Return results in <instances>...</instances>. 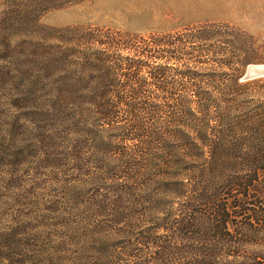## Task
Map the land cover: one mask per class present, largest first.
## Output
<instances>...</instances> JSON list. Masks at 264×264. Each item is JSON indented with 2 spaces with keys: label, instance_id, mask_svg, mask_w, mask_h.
I'll list each match as a JSON object with an SVG mask.
<instances>
[{
  "label": "rangeland",
  "instance_id": "374dc122",
  "mask_svg": "<svg viewBox=\"0 0 264 264\" xmlns=\"http://www.w3.org/2000/svg\"><path fill=\"white\" fill-rule=\"evenodd\" d=\"M141 37L161 40L160 81L148 84L139 75L137 83L122 63L127 44ZM262 64L264 0H0V256L21 246L31 253L38 241L50 249L49 238L84 237L86 228L71 223L82 210L87 220L96 215L108 169L141 167L119 148L103 160L69 132L75 127L65 112L70 101L79 97L72 113L91 127L96 117L86 109L102 102L99 87H114L108 101L124 103L114 113L115 127L139 118L135 128L144 135L116 143L142 151L149 129L160 133L166 120L190 107L211 126L218 111L235 116L244 147L210 174L212 201L192 202L202 209L197 219L184 218L179 201L159 203L175 211L172 219L169 212L141 215L143 206L126 221L91 219L100 223L87 236L96 244H65L79 248L78 255L64 253L67 260L58 263L264 264V76L246 77L251 65ZM105 129L102 137L112 141L115 131ZM221 202L231 206L227 215ZM157 223L172 227L149 229ZM9 261L0 257V264Z\"/></svg>",
  "mask_w": 264,
  "mask_h": 264
},
{
  "label": "trees",
  "instance_id": "16d2710c",
  "mask_svg": "<svg viewBox=\"0 0 264 264\" xmlns=\"http://www.w3.org/2000/svg\"><path fill=\"white\" fill-rule=\"evenodd\" d=\"M159 42L161 40L156 37H141L140 40H133L127 44L129 54L123 57L122 63L126 65L125 69L132 70L128 75L133 78V81L137 82L139 75L143 76V81L148 84L150 80L160 81L162 65L158 63V60L162 59L163 51L159 47ZM97 54L100 62L106 60L103 53L99 51ZM151 61L155 62L156 65L151 66ZM139 81L141 80L139 79ZM99 88L102 90V102L97 106L95 103H91L93 107H96L93 111L90 108L86 109V113L94 114L96 123L94 119V124L91 127H85L84 119H81V116L76 119L73 115L72 111L77 114V108L80 104L79 97L76 96L70 101V108L65 110L66 113L69 111L68 115L71 117L69 120L75 125L74 128L69 129V132H75L80 139L89 143L97 153H100L103 160L107 158L108 152L116 151L119 148V150L125 151L129 160L138 158L141 167H126L121 163H114V166L108 169L109 177L104 175L102 178L109 180V183H105L101 189L105 201H102L96 209V215L87 220L81 216L82 210L75 215L76 218L71 223V227L77 223V225L86 228L87 232L84 237L75 236L59 243L56 242V239L49 238L53 245H50V249L47 250L42 248L41 241H38V245L31 243L33 248L37 247L31 253L21 248L22 246L19 250L3 251L0 257L9 259L8 264H59L58 262H65L67 258L64 253L77 254L79 249H63L65 244H96V239L89 240L87 236H92L93 233L97 232L96 228L100 226V223L98 221L92 223L91 219L111 217L112 220L122 219L126 221L135 214V206H143L141 211L144 213L141 215L169 212L168 218L172 219L175 211H163L159 207V203L179 201L182 203L179 211L185 214L184 218L195 220L197 219L196 214L201 213L200 210L202 209L192 206V202L198 196L202 198L203 204H207L209 200L212 201V196H209L206 191L210 174L216 169H221L229 156L238 157V151L244 147L242 127L235 121V116L230 117L231 115H226L224 111H218V121L211 126L208 119L198 117V112L190 107L183 108L176 115L177 117L166 120L167 123L160 133L157 130L149 129L150 140L148 144L142 147V151L141 148L116 143L114 142L115 139L123 142L137 139L138 133L141 138L144 137L140 133V128L138 130L135 128L140 119H135L129 123H121L120 120L119 126L115 127L114 113L119 115L118 112L124 103L122 101L114 103L108 101L110 98H107V94L114 87L111 89L110 87ZM140 88V86L132 87L134 98L138 95ZM137 89L139 90L137 91ZM127 105L129 104H125L126 108H124L126 112L129 110ZM73 107L74 109H72ZM124 119L130 121L127 117ZM107 126H111L115 131L109 136L115 146L111 144L112 141L102 137V134L106 133L104 131H106ZM250 148L257 153L255 143ZM232 151H235L237 155H233ZM198 187L203 188V192L200 194L197 192ZM247 196L248 194L245 192L244 197L239 199V202L244 205ZM219 204V211L227 215L231 206L226 202ZM237 204L239 205V203ZM238 205L235 203L232 208ZM223 223L227 226L226 217L223 218ZM171 227L165 223H157L149 229L156 231ZM112 245L108 249L99 250V252H109L108 250H111ZM30 254L33 255L30 256ZM27 258L30 259L25 262ZM79 260L82 258L75 257L73 261Z\"/></svg>",
  "mask_w": 264,
  "mask_h": 264
},
{
  "label": "water",
  "instance_id": "95a60500",
  "mask_svg": "<svg viewBox=\"0 0 264 264\" xmlns=\"http://www.w3.org/2000/svg\"><path fill=\"white\" fill-rule=\"evenodd\" d=\"M264 76V65H251L247 71V78Z\"/></svg>",
  "mask_w": 264,
  "mask_h": 264
}]
</instances>
